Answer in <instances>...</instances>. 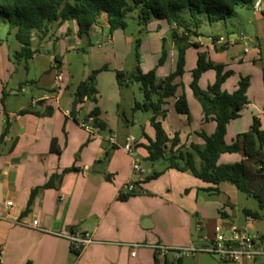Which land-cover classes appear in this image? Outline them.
I'll use <instances>...</instances> for the list:
<instances>
[{"label":"crops","instance_id":"obj_1","mask_svg":"<svg viewBox=\"0 0 264 264\" xmlns=\"http://www.w3.org/2000/svg\"><path fill=\"white\" fill-rule=\"evenodd\" d=\"M263 11L262 4L259 13ZM106 30V18L102 16L90 32H100L106 45H110L111 38L106 36ZM69 33L66 23H52L48 36L42 41L37 38L36 45ZM185 36L182 33L180 37ZM240 43L236 41L233 45L240 46ZM229 46L232 45L213 44L212 40L214 52L217 47L226 50ZM35 49L38 54L30 60L33 62L40 55L39 49L32 47ZM245 49L242 47L237 65L243 62ZM176 55L175 48L171 54L168 53L166 62L156 69L157 78L174 71ZM170 57L172 66L169 72H165ZM55 58L59 61L58 56L54 61ZM137 65L142 73H146L144 64L138 62ZM34 67L38 79L35 86L39 89L36 96L20 105L14 101H10V105L7 101L0 104V137L6 133L0 144V264H164L156 257L153 246L208 245L215 227H237L234 193L228 185L213 187L190 173L175 170H163L156 179L145 181L153 171H157L158 164L151 163L155 169H142V175L134 176L131 164L138 162V156L146 161L144 146L147 145L146 139H153L154 132L142 134L138 141L132 137L133 152L132 155L127 154L123 147L129 137L122 143L110 129L107 132L100 120V112L96 120L104 125L103 130L93 127L94 131L88 132L79 127V122L86 121L84 119L91 110L82 112L84 99L76 106L74 117L70 114L74 98L63 101V93L54 91L56 81L48 80L55 66L42 70L36 63ZM56 69H62V65ZM1 73L2 70L0 78ZM249 88L246 93L248 105L238 119L227 125L225 140L231 134L230 128L237 125L247 108L251 110L248 120L259 118L264 129L263 102L260 106L254 105L248 97ZM48 91L51 93H46ZM113 92L111 90L110 100L115 103ZM23 110H28L29 114L19 115ZM88 119L86 122L92 123V118ZM104 120L109 121L108 116ZM214 127L213 122L204 123L202 116L200 126L188 127L182 134L177 133L180 144L186 148L191 143L202 146L203 141L195 133L202 131L211 135ZM233 132L235 137L232 134L231 138H234L230 144L245 130ZM52 140H55L58 151L50 149ZM224 155L234 161L244 159L242 154ZM70 168L77 171L63 173ZM50 179L52 187L44 188ZM129 180L135 181L131 195L123 190ZM210 189L218 192H209ZM7 202H12V206L8 207ZM258 213L264 216V210ZM33 221L37 222L36 226L32 225ZM257 225L259 220H254L250 228ZM76 231L85 233L92 241L79 254L71 249L67 240ZM254 234L259 235L258 232ZM131 245L138 246L134 257L130 255L133 251ZM241 264H264V259Z\"/></svg>","mask_w":264,"mask_h":264},{"label":"trees","instance_id":"obj_2","mask_svg":"<svg viewBox=\"0 0 264 264\" xmlns=\"http://www.w3.org/2000/svg\"><path fill=\"white\" fill-rule=\"evenodd\" d=\"M256 0H0V21L8 25V33L14 34L19 44V51L14 55L17 62L27 64L38 51L32 50L33 35L44 40L52 23L63 24L74 22L80 38L88 37L90 29L104 16L109 34L126 28V17L137 12L139 25L147 26L152 20L164 21L177 29H182L185 37L177 32L171 34L176 49L174 71L161 80L156 76V69L142 73L136 65L135 70L125 74L116 72V81L119 87L126 78L128 81L140 84L143 102L134 104V111L151 112L149 120L153 129V139H146L144 146L147 152L146 161L151 164H164V170H175L181 173H190L193 177L217 187L220 184H229L235 190L253 199L259 211L264 210V130L260 119L252 118V124L245 133L236 136L230 144H225L227 125L240 117V112L248 105L246 96L250 86L249 79L240 78L235 91L227 93L222 90L223 84L232 76L230 70L222 65L209 61L205 54L197 55L196 67L192 71L190 89L198 101L203 122H213L214 132L206 135L204 132L195 133L203 141V145L190 144L187 148L180 144L179 135L174 134L172 140L166 136L161 122L165 117L163 106L166 100L173 98L174 110L178 115L186 116L189 121V108L185 95L176 96L179 85L176 83L184 74L186 63L187 37L199 36L197 29L203 21L212 25L225 21L234 13L237 7L253 8ZM193 31H190V29ZM213 37V44L218 41ZM186 42L185 45L182 43ZM139 46V45H138ZM220 50H225L221 47ZM139 62L138 54L135 55ZM168 57L162 46L157 67L162 66ZM55 61H59L55 58ZM102 70H105L104 68ZM215 72V81L206 91L200 90L198 83L201 76L208 72ZM99 71H93L86 81L81 82L76 89L70 114L74 117L75 108L83 100H90L95 94V76ZM99 111L94 109L84 120L92 118V126L103 130L104 125L96 120ZM19 115L29 114L23 110ZM264 118V108H263ZM0 137V144L5 137ZM55 140L51 141L50 149L57 150ZM58 151V150H57ZM224 154H242L244 159L232 165L217 166L218 159ZM196 159L200 161L196 166ZM77 171L75 168L64 170L63 173ZM162 171H153L145 180L156 179ZM61 176H59L60 181ZM50 181L44 188H50ZM209 192H218L210 189ZM124 200L125 197H120ZM244 216L260 220L258 212L242 211ZM76 254H79L76 252ZM167 264V263H164ZM182 264V263H176Z\"/></svg>","mask_w":264,"mask_h":264},{"label":"rangeland","instance_id":"obj_3","mask_svg":"<svg viewBox=\"0 0 264 264\" xmlns=\"http://www.w3.org/2000/svg\"><path fill=\"white\" fill-rule=\"evenodd\" d=\"M125 22L126 28L124 30H116L112 34H109V31L106 30V36L111 38L110 45H106L105 39L102 38L103 36L100 32L96 34L89 32L88 37L80 38L73 22H66V26L70 30L67 36H60L59 34L57 40H47L43 44L41 42V45H36L38 37L34 34L33 38L35 40H32V47L35 48L36 46L39 49L40 55L39 58L34 60L35 62L29 61L27 64H24L23 62H17L14 57L15 53L19 51V44L15 40L14 34H9L8 25L0 21V58L3 60L0 62L2 63L0 66L2 69L0 70L3 71L1 74L4 80H6L3 82V78H0V104H3L4 101L8 103L14 101L17 102V105H20L28 101L30 102L31 97L36 96V93L39 91L35 86V83L38 81L34 67L36 63L42 70H49V68L55 66V70H53L54 72L48 80L54 82L55 75L60 76V80L55 82L54 91L55 93H63V101L74 98L77 86L81 82L86 81L93 71H99L95 76V94L90 100H86L82 112L85 113L87 109H90V112L97 109L100 112V120L104 122L107 132L110 129L122 143L126 137H133L138 141L142 138V134L153 133L149 125V120L152 116L151 112L133 110L135 103L141 104L143 102L140 84L124 78L122 86L119 87L116 82V72H123L125 74L133 72L137 65L136 54L139 56V62L145 65L143 70L147 72L157 69L162 46H164L167 53L171 54L175 48L171 34L175 31L181 36L183 30L177 29L173 25H168L164 21L157 20H152L146 27L139 25L137 22V12L129 14ZM158 26L159 29H157ZM190 31H193V29L191 28ZM197 33L199 36L191 35L188 39L187 44L189 45L186 49L184 74L180 79L176 80V83L179 85L176 96L185 95L189 106V121L186 117L180 116L175 112L173 98L167 99L163 108L165 110V117L160 122L166 136L170 140H172L174 133L182 134L188 127L196 128L201 125V108L189 87L192 81V71L196 67L198 54H205L209 61L222 65L225 67V70H230L233 73L222 86V90L227 93L235 91L240 78L247 77L250 82L248 97L256 106H260V102H263L261 108L263 113L264 11L260 14L254 11L253 8L237 7L234 13L223 22L210 25L202 20ZM214 36L230 40L243 37L244 41L240 43L241 47L232 45L226 50H220V47H217V50L214 52L211 47ZM185 44L186 42L182 43V45ZM242 47L247 48L249 53L247 55L243 54V62L237 65L236 60L239 59ZM55 56H58L62 69H56L59 64L55 63ZM171 66L172 57L166 63L165 72H169ZM103 68L105 70H102ZM27 69H29L28 73L26 72ZM163 78L164 75H160L158 80ZM43 81L45 79L41 80L39 84ZM214 81L215 72L208 71L201 76L198 86L200 90L206 91L207 87L212 85ZM63 84H65L64 88L62 87ZM111 90L114 91L113 97L115 103L110 100ZM46 93H51V91ZM52 108L56 110L54 106ZM250 111L247 108L242 113L240 121H237V125H233V128H230L231 134L225 140L226 145L230 144L231 140L235 137L234 130L240 129L245 130V132L249 130L252 124V121L248 120ZM107 116L109 121L104 120V117ZM232 134L234 135L233 138H231ZM229 138L231 139L229 140ZM221 156L222 158L217 162V166L232 165L240 162L229 159L228 155ZM139 159L140 156H138V162H136L141 169H155L149 162L142 161L141 159L139 161ZM199 163L200 161L196 159L197 167ZM164 168V164L158 163L156 170L163 171ZM130 169L132 170V164ZM225 185H228L234 193V203L236 204L235 226L237 228L242 227L245 222V216L242 212L243 208L258 212L257 203L244 194L237 192L233 186L229 184ZM249 232L251 234L258 232L264 238L263 215L260 214L259 225L253 229L250 228ZM183 264L221 263L215 257L201 254L193 259L183 261Z\"/></svg>","mask_w":264,"mask_h":264},{"label":"built area","instance_id":"obj_4","mask_svg":"<svg viewBox=\"0 0 264 264\" xmlns=\"http://www.w3.org/2000/svg\"><path fill=\"white\" fill-rule=\"evenodd\" d=\"M264 5V0H256L253 4V10L256 12L261 11V6ZM236 41H244L243 37L235 39L219 38L216 43L233 45ZM248 50H244V54H247ZM60 76H56L55 81L58 82ZM79 127L85 131L93 132L94 128L91 123L86 121H80ZM134 142L132 137L127 138L126 144L123 147L124 152L132 155L131 145ZM144 172L140 168L139 164L134 161L132 164V174L142 175ZM123 190L127 195H131L135 190V181L129 180L123 187ZM8 207L12 206V202H7ZM254 224V219L246 217L244 225L242 227H231L224 229L221 226H217L214 229L213 236L208 245H193L190 244L186 247H165L161 245L153 246V250L158 259L164 263L176 264L182 263L185 260L193 259L197 255H208L215 257L221 264H241L244 261H256L258 259H264V238L251 234L249 232L250 227ZM33 226L37 225L36 221L32 222ZM67 240L71 249L74 252L80 253L88 245L91 244V239L82 232L76 231L71 233ZM132 248L131 257L135 256V251L138 248L137 245H131ZM1 261V255H0Z\"/></svg>","mask_w":264,"mask_h":264}]
</instances>
